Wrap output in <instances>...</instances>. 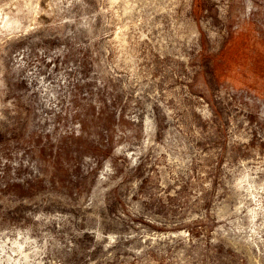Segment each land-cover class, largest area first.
<instances>
[{
	"label": "rangeland",
	"instance_id": "374dc122",
	"mask_svg": "<svg viewBox=\"0 0 264 264\" xmlns=\"http://www.w3.org/2000/svg\"><path fill=\"white\" fill-rule=\"evenodd\" d=\"M236 36L264 46V0H0V264H264Z\"/></svg>",
	"mask_w": 264,
	"mask_h": 264
},
{
	"label": "crops",
	"instance_id": "0c3cea01",
	"mask_svg": "<svg viewBox=\"0 0 264 264\" xmlns=\"http://www.w3.org/2000/svg\"><path fill=\"white\" fill-rule=\"evenodd\" d=\"M258 42L254 36L246 37L245 40L236 36L233 40H230L220 52L219 58L216 59V63L223 60L227 64L225 66L220 63L221 67L218 66L219 72L224 73L226 76L234 75L239 72L238 70L243 69V65L252 70H255V68L258 70L257 64L261 62L262 65L264 62V46H260ZM234 65L237 67L232 69L231 66Z\"/></svg>",
	"mask_w": 264,
	"mask_h": 264
}]
</instances>
